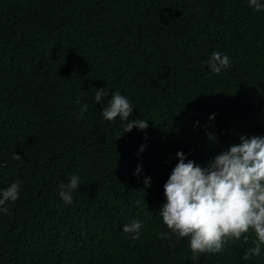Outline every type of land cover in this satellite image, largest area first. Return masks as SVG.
<instances>
[{
	"label": "trees",
	"instance_id": "16d2710c",
	"mask_svg": "<svg viewBox=\"0 0 264 264\" xmlns=\"http://www.w3.org/2000/svg\"><path fill=\"white\" fill-rule=\"evenodd\" d=\"M213 50L231 59L219 75ZM103 87L148 128L105 121ZM239 135L264 136V11L246 0H0V189L20 181L0 214V264H264V245L243 258L251 232L196 257L187 238H158L176 153L205 167ZM72 174L82 184L65 205ZM132 219L138 240L122 233Z\"/></svg>",
	"mask_w": 264,
	"mask_h": 264
},
{
	"label": "clouds",
	"instance_id": "9594fccd",
	"mask_svg": "<svg viewBox=\"0 0 264 264\" xmlns=\"http://www.w3.org/2000/svg\"><path fill=\"white\" fill-rule=\"evenodd\" d=\"M246 3L253 12L264 11V0H246ZM205 63L209 71L217 75L231 67L230 57L217 50L210 52ZM105 89H96L93 98L96 105H101L105 121L114 122L118 118L123 135L133 128L141 131L148 128V120L144 117L130 119L134 107L127 96L117 90L105 101L109 95ZM75 104H81L79 98ZM88 107V104L79 107L78 119L84 118ZM215 116L216 113H212L209 120H214ZM196 126H199L198 121ZM207 135L209 140L216 142L215 134ZM238 139V143L230 144L205 167L187 159L181 151L176 153L178 163L163 186L165 202L158 212L169 231H158V238H187V246L196 257L201 253L221 251L229 240L243 237L246 241L251 232L255 235V247L246 251L243 258L260 255L264 245V136L239 135ZM145 148V144L140 145L139 152L143 153ZM13 159L20 157L15 154ZM141 171L142 165H138L135 174ZM81 184L80 177L72 174L67 183L59 185L58 195L63 204L72 203L73 193ZM144 185L145 189L151 186L149 177H145ZM19 197L18 180L0 189V214H8L9 205ZM139 203L137 201L138 206ZM142 228V221L132 219L123 225L122 233L138 240Z\"/></svg>",
	"mask_w": 264,
	"mask_h": 264
}]
</instances>
